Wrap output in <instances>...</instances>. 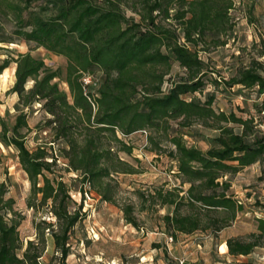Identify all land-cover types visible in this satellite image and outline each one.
I'll list each match as a JSON object with an SVG mask.
<instances>
[{
    "label": "trees",
    "instance_id": "1",
    "mask_svg": "<svg viewBox=\"0 0 264 264\" xmlns=\"http://www.w3.org/2000/svg\"><path fill=\"white\" fill-rule=\"evenodd\" d=\"M34 1L40 3L37 8L31 7ZM133 1L138 18L126 15L118 0H0V48L11 42L5 27L11 22L10 32L17 37L64 56L69 95L51 81L58 72L30 51L4 57L0 73L14 62V81L9 90L17 94L22 107L41 103L49 115L46 125L53 130L54 138L65 144L61 150L66 169L79 171L82 184L118 169L107 161L127 165L121 171L133 170L111 151V141L118 143L120 150H131L118 131L128 135L159 123L168 127L170 118H180L182 125L198 120L215 130L214 144L204 150L186 145L177 134L171 135L173 147L168 155L176 163L180 185L156 188L145 196L152 203L173 206L170 214L163 215L173 231L209 229L215 234L243 209L242 202L229 192L230 181L224 176L264 159V41L257 56L221 80L230 87L256 86L261 96L256 111L261 116L255 121L253 116L243 117L233 110L215 111L212 94L204 100L193 95L202 90L207 79V68L198 51L203 44L225 43L223 35L233 27L229 14L233 0ZM171 60L184 72L163 91V76ZM93 67L104 76L96 95L86 90L83 82V74ZM29 80L32 82L26 86ZM187 94L191 96L186 98ZM21 128H27L23 110L16 115L7 140L15 147L29 181L26 206L34 213L46 212L53 220H33L35 238L28 239L18 252V226L23 215L12 210L13 200L6 196L5 184L0 181V264H66L70 234L83 217L81 205L70 207L69 188L52 167L56 156L44 146L28 148ZM183 184H187L184 190ZM123 213L127 222L136 224L129 206ZM247 237H227V252L246 255L257 246L264 247V218H256V231ZM48 238L58 255L56 261L41 262L39 257Z\"/></svg>",
    "mask_w": 264,
    "mask_h": 264
},
{
    "label": "rangeland",
    "instance_id": "2",
    "mask_svg": "<svg viewBox=\"0 0 264 264\" xmlns=\"http://www.w3.org/2000/svg\"><path fill=\"white\" fill-rule=\"evenodd\" d=\"M118 3L126 15L138 18L133 0H118ZM38 4L40 3L34 1L31 7L37 8ZM229 14L233 27L223 35L225 43L217 46L203 44L204 48L198 51L207 68V79L202 90L193 95L204 100L208 94H212L211 106L215 111L233 110L243 117L253 116L257 121L261 114L257 113L256 106L260 103L261 96L256 91V86L230 87L221 80L231 76L237 66L246 64L263 48L264 0H233ZM5 27L11 42L1 45L0 62L4 57L14 58L18 53L30 51L33 56L41 58L49 69L58 72L51 81L69 95L64 81L65 57L17 37L10 32L11 22H6ZM14 66V62H10L0 73V181L5 184L6 196L13 200L12 210L23 215L18 226L21 245L18 252L22 251L28 239L35 238L33 220H53L46 212L34 213L26 206L29 181L18 162L15 147L7 140L20 110L26 114L27 128L19 130L26 146L30 149L44 146L56 156V163L52 167L55 174L62 175L69 188L72 200L70 207L81 205L80 212L83 217L74 225L70 234L66 264H172L175 260L171 255L174 243L182 248L179 258L189 260L200 259L202 256V262L208 263L213 251L218 252L219 240L227 237L248 239V233L256 231V218H264V159H258L234 174L224 176V179L230 181L229 192L243 204V209L237 212L229 225L215 234L209 229H199L191 233L173 231L163 220V215L170 214L173 206L152 203L151 198L145 197L156 188L166 189L180 185L176 163L168 155V150L173 147L169 138L177 134L186 145L204 150L214 144L212 137L216 131L194 119L188 125H182L180 118L168 119V127L159 123L145 126L144 129L128 135L118 131L119 138L130 145L131 150H120V145L111 141V151L133 170L121 171L124 166L128 168L127 165L113 161L114 165L107 161L106 164H112L118 169H110L107 177L82 184L79 171L66 169V159L61 150L65 144L63 140L55 139L53 130L46 125L49 115L45 113L41 103L35 101L22 107L17 94L9 90L14 81ZM157 68L165 69L160 66ZM183 72L184 68L171 60L170 67L163 76L162 90L166 91L171 82L178 80ZM103 77L97 67L84 73L83 78L88 80L86 90L96 95ZM31 82L29 80L26 86H30ZM190 96L191 94H187L185 97ZM186 187L187 184H183L181 189ZM126 206L131 209L135 225L125 219L123 208ZM184 210L185 207L182 206L181 211ZM46 234L47 229L45 236ZM57 255L48 238L39 260L56 261ZM261 255H264V247L257 246L247 256L238 257L239 262L236 264H264V258L259 259Z\"/></svg>",
    "mask_w": 264,
    "mask_h": 264
},
{
    "label": "crops",
    "instance_id": "3",
    "mask_svg": "<svg viewBox=\"0 0 264 264\" xmlns=\"http://www.w3.org/2000/svg\"><path fill=\"white\" fill-rule=\"evenodd\" d=\"M225 239L219 240L217 243L218 252L216 250L213 251V254H211V260L208 263L202 262V256L201 258H195V259H185V264H236L239 262L238 257H243L245 255H232L227 252ZM173 253L171 254L174 259L179 258L181 256V250L179 244H175L173 246ZM250 254V253H249ZM248 254H246L247 256ZM264 255H261L259 259H263ZM160 260V259H159Z\"/></svg>",
    "mask_w": 264,
    "mask_h": 264
},
{
    "label": "built area",
    "instance_id": "4",
    "mask_svg": "<svg viewBox=\"0 0 264 264\" xmlns=\"http://www.w3.org/2000/svg\"><path fill=\"white\" fill-rule=\"evenodd\" d=\"M83 82L87 83L88 80L83 78ZM172 264H185L184 258H176Z\"/></svg>",
    "mask_w": 264,
    "mask_h": 264
}]
</instances>
